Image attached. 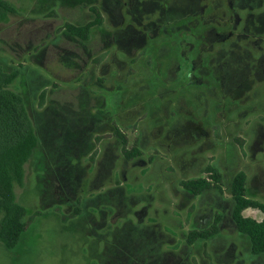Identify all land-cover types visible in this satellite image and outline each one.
Segmentation results:
<instances>
[{
  "label": "rangeland",
  "instance_id": "obj_1",
  "mask_svg": "<svg viewBox=\"0 0 264 264\" xmlns=\"http://www.w3.org/2000/svg\"><path fill=\"white\" fill-rule=\"evenodd\" d=\"M9 1L17 12L0 24V53L50 81L43 88L45 104L77 108L85 96L93 111L109 110L112 121L94 153L81 160L86 170L75 194L62 192L57 177L41 169L38 155L25 164L24 185L15 191L17 201L31 211L29 225L15 249L0 241V264H119L117 245L147 251L144 238L129 229L134 222L159 227L163 250L176 264H264V255L252 254L231 219L230 193L234 176L244 171L249 195L264 203V25L257 24L262 33L252 42L239 39L247 13L236 11L241 21L236 23L230 0H202L200 13L183 17L178 15L188 11L191 0H179L178 10L170 13L178 16L173 22L158 10L165 0H142L138 10L131 0L108 9L98 0L103 24L82 42L66 36L63 26L93 19L90 6L42 8L39 0ZM128 24L139 29L143 44L137 46L135 37L114 41L111 33ZM234 41L250 43L254 58L242 62L238 79L232 55L218 64ZM222 74L231 85L222 84ZM26 77L12 88L23 89L32 80ZM112 123L126 134L130 148L141 149L139 157H124ZM209 166L221 172L222 191L188 194L181 181H214ZM116 185L133 199L129 207H120L117 198L103 215L107 200L94 197ZM78 205L84 213L74 215ZM216 213L224 216L220 234L188 245L189 230L209 226ZM244 215L264 218L254 207Z\"/></svg>",
  "mask_w": 264,
  "mask_h": 264
},
{
  "label": "trees",
  "instance_id": "obj_2",
  "mask_svg": "<svg viewBox=\"0 0 264 264\" xmlns=\"http://www.w3.org/2000/svg\"><path fill=\"white\" fill-rule=\"evenodd\" d=\"M178 1L173 0L172 8L167 10L166 20L169 22L178 20V16L183 17L197 13V10L188 9L186 13H181L178 16L171 15L170 13L178 10V6H176ZM262 1L264 0H237V4L241 7L248 5L258 7ZM97 2L98 0H39V5L42 8H50L56 3L67 6H90L93 19L84 24L66 22L63 26L66 36L73 40L87 42L91 38L93 29L99 28L103 24L102 12ZM103 3L106 9L112 6L120 7L124 4L122 0H103ZM16 12L17 7L12 2L0 0V24L8 22L10 16ZM248 20L250 22L247 28L242 31L243 37L240 36L239 39L252 42L254 37L262 33L258 31L257 24L264 25V12H251ZM139 32L135 26L128 24L124 28L117 29L111 35L117 43L122 37H135L140 41ZM104 33L110 34L107 31ZM139 44H143V41H140L137 46ZM249 44L234 41L228 51L225 54L223 52L221 54L223 56L220 55L221 57L218 59L220 65L222 61L226 60L225 57L232 55L236 65L233 70L235 79L240 78L244 72L241 66L242 62L253 58V54L249 50L252 47ZM252 60L254 61V58ZM27 74L32 76V80H26L23 89L12 88L18 78L23 79ZM220 77H222V84L225 87L231 85L227 83V78L223 74ZM42 78L36 69L22 63H11L8 57L0 53V241L9 250H13L19 245L29 225L26 217L31 211L17 201L15 191L16 186L24 185L25 164L33 156L38 155L43 163L41 169L57 177L58 186L62 192L67 195L75 194L86 170L81 165V160L94 153L96 143L101 139L100 133L106 124L112 121L109 110L99 107L93 111L85 96L80 99L77 108L70 103L51 102L45 104L46 95L43 88L50 81ZM34 80L35 85L31 84ZM36 99L40 101V108L34 106ZM111 130L121 145L122 153L126 159L132 160L142 154L137 145L131 148L128 146L126 134L116 123H112ZM207 169L211 172L214 181L207 177H192L181 181V186L188 194L202 195L214 188L222 191L221 172L214 166H209ZM230 193L232 199L231 219L235 227L242 236L248 239L253 255H264V218L258 221L244 215V210L249 207L258 208L264 212V203L249 195L247 175L244 171H239L234 176ZM119 197L120 207H129L133 196L120 185L100 192L94 199L107 200L103 206L104 210L100 211L104 215L107 210L113 209L112 203ZM41 213V211H36L34 215ZM83 213V205H78L73 214L81 215ZM213 218L214 220L209 226L194 227L189 230L186 235L188 245L212 240L220 234L224 216L221 213H216ZM139 224L134 222L129 226V229L130 231L135 230L139 236L144 238L143 242L146 241L147 251L143 248L127 249L117 245L114 253L122 256L119 264H134L135 262L137 264H165L166 262L176 264L175 261L171 262V258L163 250L164 236L161 229L156 225L142 227ZM111 232L112 230H108L107 234ZM184 263L186 264L185 261H182L179 264Z\"/></svg>",
  "mask_w": 264,
  "mask_h": 264
},
{
  "label": "flooded vegetation",
  "instance_id": "obj_3",
  "mask_svg": "<svg viewBox=\"0 0 264 264\" xmlns=\"http://www.w3.org/2000/svg\"><path fill=\"white\" fill-rule=\"evenodd\" d=\"M201 1L202 0H191V3H190V7H189V9H194V10H197V13L196 14H194V15H197L198 13H200L199 12V10H200V8H202V4H201ZM142 2V0H131V3L133 4V8H135L136 10H138V8H137V6H138V4L139 3H141ZM156 2H160V1H156ZM173 4V0L172 1H170V0H165V2H160L158 5H159V8H158V10L160 11V13L162 14L163 12H167V10L170 8V6ZM216 6L215 7H217V4H215ZM229 5H230V9L232 10V12H234V14L232 15V16H235L236 18V23H240L241 21L239 20V17H238V15H237V13H236V11H238V10H242V11H246V13H247V16L245 17V20H243V22L245 23V25H244V28L243 29H245V28H247V26H248V24H249V20H248V18H249V15H250V13L251 12H264V1H262L261 2V4H260V6H258V7H252V6H246V7H241V6H239L238 4H237V0H230V3H229ZM178 6V5H177ZM214 6V5H213ZM179 8V7H178ZM230 11V10H229ZM230 13H231V11H230ZM160 14V15H161Z\"/></svg>",
  "mask_w": 264,
  "mask_h": 264
}]
</instances>
